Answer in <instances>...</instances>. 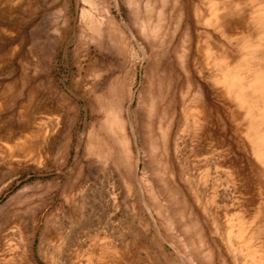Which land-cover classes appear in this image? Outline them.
<instances>
[{
	"label": "rangeland",
	"instance_id": "obj_1",
	"mask_svg": "<svg viewBox=\"0 0 264 264\" xmlns=\"http://www.w3.org/2000/svg\"><path fill=\"white\" fill-rule=\"evenodd\" d=\"M262 87L264 0H0V264L264 257Z\"/></svg>",
	"mask_w": 264,
	"mask_h": 264
},
{
	"label": "bare ground",
	"instance_id": "obj_2",
	"mask_svg": "<svg viewBox=\"0 0 264 264\" xmlns=\"http://www.w3.org/2000/svg\"><path fill=\"white\" fill-rule=\"evenodd\" d=\"M223 78H224V76H223ZM233 78V77H232ZM232 78H230V80L232 79ZM225 80H226V78H224ZM234 79V78H233ZM232 79V80H233ZM238 79V78H237ZM239 80V79H238ZM234 81V80H233ZM236 81V80H235ZM225 83V82H224ZM234 83H236V82H234ZM227 84H228V82H227ZM231 84V83H230ZM237 84V83H236ZM235 84V85H236ZM241 84V83H240ZM258 84H260V82H258ZM238 85V84H237ZM239 86V85H238ZM245 86V85H244ZM257 86H259V85H257ZM260 86H262V85H260ZM255 88V87H254ZM256 89V88H255ZM259 89V88H258ZM263 87H262V89H261V91H263ZM237 90V89H236ZM242 90V89H241ZM240 90V91H241ZM252 90V89H251ZM260 90V89H259ZM245 91V90H244ZM256 92V91H255ZM254 92V93H255ZM260 92V91H259ZM241 93V92H240ZM258 93V92H257ZM262 93V92H261ZM242 94V96H244L243 95V93H241ZM243 100V99H242ZM247 100V99H246ZM248 101V100H247ZM241 103H243V102H241ZM244 104H245V102H244ZM246 105H247V103H246ZM253 105H251V106H249V109H250V111H252L253 112ZM263 120V119H262ZM31 201V200H30ZM237 243L239 242L240 243V249H239V252L241 253L240 255H243V254H245V253H247V257H245L246 259H249V260H251V262L253 263V264H264V257H259V258H257V257H255L254 255H253V253L251 252V250H250V246H249V243H250V241L247 239H244V238H242V234H239L238 236H237V238H236V240H235Z\"/></svg>",
	"mask_w": 264,
	"mask_h": 264
}]
</instances>
